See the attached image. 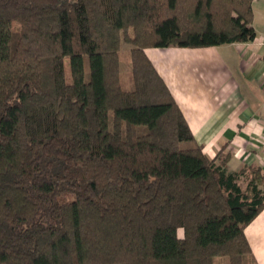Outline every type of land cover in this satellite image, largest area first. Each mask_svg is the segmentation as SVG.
Instances as JSON below:
<instances>
[{"label":"trees","instance_id":"16d2710c","mask_svg":"<svg viewBox=\"0 0 264 264\" xmlns=\"http://www.w3.org/2000/svg\"><path fill=\"white\" fill-rule=\"evenodd\" d=\"M252 16V0H0V264H258L264 171L195 144L145 52L252 41Z\"/></svg>","mask_w":264,"mask_h":264},{"label":"crops","instance_id":"0c3cea01","mask_svg":"<svg viewBox=\"0 0 264 264\" xmlns=\"http://www.w3.org/2000/svg\"><path fill=\"white\" fill-rule=\"evenodd\" d=\"M252 15V41L145 49L194 143L209 157L224 148L229 170L252 165L264 171V0H252ZM245 234L257 263L264 264V209Z\"/></svg>","mask_w":264,"mask_h":264},{"label":"rangeland","instance_id":"374dc122","mask_svg":"<svg viewBox=\"0 0 264 264\" xmlns=\"http://www.w3.org/2000/svg\"><path fill=\"white\" fill-rule=\"evenodd\" d=\"M129 32L132 34V30ZM130 48L131 45L122 41L120 48L121 82L125 87L130 86ZM181 231L179 229L178 233L181 234ZM219 264H222V262H219Z\"/></svg>","mask_w":264,"mask_h":264}]
</instances>
